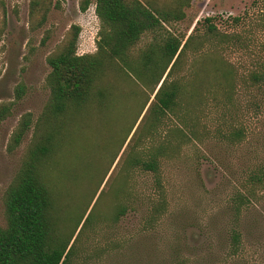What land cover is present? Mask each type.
Instances as JSON below:
<instances>
[{"label":"rangeland","instance_id":"374dc122","mask_svg":"<svg viewBox=\"0 0 264 264\" xmlns=\"http://www.w3.org/2000/svg\"><path fill=\"white\" fill-rule=\"evenodd\" d=\"M84 1L0 0V109H7L0 118V227L5 190L48 98L46 59L72 40L74 28L75 55L96 51L94 0L81 10ZM137 1L168 18L130 49L132 70L115 64L105 71L96 86L109 84L111 100L101 114L89 103L82 114L89 118L78 122L86 150L73 164L77 181L65 177L57 199L56 233L64 240L75 228L66 213H78L84 194L98 188L88 208L81 206L79 215L87 209L62 264H264V82L253 77L264 75V0ZM167 37L185 43L167 79L180 88L171 111L156 120L146 109L162 79L151 93L150 73H137L136 64ZM26 115L30 127L9 150ZM148 154L157 175L129 164Z\"/></svg>","mask_w":264,"mask_h":264},{"label":"trees","instance_id":"16d2710c","mask_svg":"<svg viewBox=\"0 0 264 264\" xmlns=\"http://www.w3.org/2000/svg\"><path fill=\"white\" fill-rule=\"evenodd\" d=\"M87 4L88 0H85L81 10H84ZM94 12L99 21L95 53L75 55L74 39L77 28H74L72 40L60 52L46 59L50 68L46 77L48 98L33 126L30 144L26 147L19 167L4 193V226L0 227V264H62L68 258L72 246L67 248L68 242L98 188V184L93 186L94 192L89 200L87 194L91 193L92 189H88L84 194L86 198L82 205L86 203L87 208L82 215H79L82 205L78 213L73 214L71 211L66 213L67 222L71 219V225L75 223V228L70 237L64 240L56 233L59 216L57 199L61 192L59 187L65 181V177L71 182L77 181L73 169L79 161V152L83 150L85 153L86 150L82 143L84 133L82 134L81 123L78 122L83 118L84 121L89 118L86 113L82 115L89 103H96L101 114L102 109L111 100L109 84H103L101 88L96 86L105 76V71L115 64L119 66L117 71L125 74L124 69L132 70L133 67L128 62L130 49L137 43L141 34L156 29L162 20L168 18L165 13L151 12L137 0H94ZM181 17L180 13L175 18ZM184 46L185 43L180 48L178 40L167 37L156 53L153 49L147 50L136 64L139 65L137 73H150L151 93L162 79L146 109V112L149 111L156 120L166 112H170L175 103L180 87L172 81L167 83V79ZM253 77L261 78L264 82V75ZM21 93L22 89L18 87L16 98ZM145 104L146 102L141 111ZM6 112L7 109L2 107L0 118ZM30 124L29 115L19 121L11 136L9 150L20 144ZM132 124L134 125L135 122ZM132 124L127 136L131 132ZM113 160L114 155L111 163ZM130 163L137 170L150 171L153 175H157V161L152 154H148L147 159L139 158L138 155L130 157ZM69 166L74 167L66 176ZM95 172L96 168L89 176L90 179ZM84 195H81L80 201ZM98 198L94 201L82 226L90 216ZM123 212L124 207L120 206L113 214V219H117ZM61 231L65 234V230L61 229ZM231 240L235 243L237 236L232 235Z\"/></svg>","mask_w":264,"mask_h":264}]
</instances>
